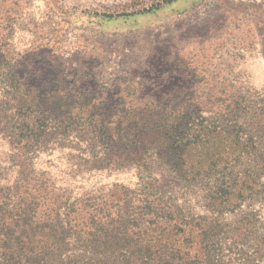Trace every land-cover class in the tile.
<instances>
[{
  "label": "trees",
  "instance_id": "obj_1",
  "mask_svg": "<svg viewBox=\"0 0 264 264\" xmlns=\"http://www.w3.org/2000/svg\"><path fill=\"white\" fill-rule=\"evenodd\" d=\"M12 30L0 24V264H264V90L92 88L40 42L15 52ZM55 151L61 184L37 167ZM123 173L136 181L99 179Z\"/></svg>",
  "mask_w": 264,
  "mask_h": 264
},
{
  "label": "rangeland",
  "instance_id": "obj_2",
  "mask_svg": "<svg viewBox=\"0 0 264 264\" xmlns=\"http://www.w3.org/2000/svg\"><path fill=\"white\" fill-rule=\"evenodd\" d=\"M164 1L0 0V24L13 26L15 52L25 54L40 42L41 58H63L68 81L92 88L133 78L148 89L189 85L219 90L228 78L236 86L264 90V0ZM40 84L45 85L41 78ZM7 148L0 139V156ZM59 155L43 154L37 167L58 177L65 168ZM99 179L136 181L132 173ZM161 181L165 188L174 184L166 176Z\"/></svg>",
  "mask_w": 264,
  "mask_h": 264
}]
</instances>
